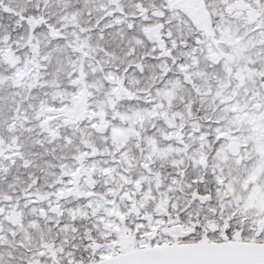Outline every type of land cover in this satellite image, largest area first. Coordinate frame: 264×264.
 Wrapping results in <instances>:
<instances>
[{
	"label": "rangeland",
	"instance_id": "obj_1",
	"mask_svg": "<svg viewBox=\"0 0 264 264\" xmlns=\"http://www.w3.org/2000/svg\"><path fill=\"white\" fill-rule=\"evenodd\" d=\"M4 1L10 7L22 11V14L31 15L38 13L46 18L47 22L43 24L36 23L33 17H26V22L20 23L21 27H19V32H17V48L22 45L27 33L31 30L30 32L34 33L32 42L35 45L39 44L42 50L40 54L42 66L40 68L43 69L39 72L41 75L40 81L45 85L46 89H52L50 91L51 99L56 98L55 100L60 102V104L54 103V105L58 109L68 111L69 114L77 113V111L78 113L88 112L91 114L89 118H86L90 122H87L88 129L85 130V133L100 146L101 153L97 155L98 160L87 158L86 166L89 170L95 169L97 171V166L99 165L107 171L102 181L99 184L97 183L96 191H99L104 200L109 199V202L105 203L102 199L97 198L91 211L96 212L103 209V213L106 216L108 211H110L109 216L106 217L110 228L116 229L119 235L130 234L131 228H133L136 234L143 238L140 244L150 247L154 235H160L162 224L171 217L157 216L158 212L152 211L151 216H147L148 213L146 212L141 214L142 211L140 213H131L136 210L134 197L137 193H140L141 202L139 205L141 206L145 201H149L150 196H165L166 193L172 192L173 213L175 214L174 211L182 205H186L188 209L181 219L184 228L188 229L191 235L183 238V240H192L200 237L202 225L200 227L197 224L209 223L214 219L219 223L221 221L228 222L229 220L228 230L231 232L228 233L238 229L235 226L237 222L240 225L246 224V227L243 226L242 231L240 230L237 233V235L246 240L254 239L256 235L260 234V229L264 228V136L260 137L262 146L256 151H253V148L248 150V145L245 147L247 151L245 158L248 163L251 165L256 164L253 168L258 183L249 192L252 193V196L248 205L249 207H255L256 203L258 205V213L263 215L246 217L245 212H241L242 216H234L233 208H229L225 213H221V216H218L214 212L215 209H218L217 202H210L207 206L204 205L202 209L206 212L203 213L198 208V196L200 193L193 194L194 192H191L194 186L191 185L188 188L187 179L184 182L181 180V184H174L168 181L170 180L169 169L171 171L169 155L171 150H174L175 153H180L181 144L185 145L191 142L190 145H197L200 149L203 147L204 155L209 150H213L212 155H222L226 149H229V154L238 153L241 151L242 145L239 144L236 129L231 134L230 144L228 145L224 137L215 132V122L208 121L204 115V119L195 115L194 117L197 120L191 121L192 124L197 123L198 130L192 133L194 140L190 139L189 129L185 126V123L193 115L190 103L192 99H195L197 93L193 90L190 91L189 87L188 89L184 88L183 94V104L186 106L184 112L187 118L180 120L175 125L176 128L171 129V122L175 123L171 119L173 115H177L180 107L175 109L170 106L177 101L175 95L181 86V79L174 72H153L156 69V65H162L164 60L160 59L156 63L147 58L156 51L157 46L154 43H149L141 31V27L145 24L143 18H149L151 15L149 13L150 7L153 5L160 6L166 0H35V2H32V0H0V5ZM0 16H5L1 8ZM6 19L5 26L8 30L14 26L13 22L19 20L17 16L12 14L6 15ZM127 26H131L132 29L129 31ZM54 28L55 37H51V35L54 36ZM221 35L223 36V33ZM170 37L172 36L168 35L165 41L169 42ZM259 40L260 38L256 41ZM253 42L255 43L254 40ZM145 44H147L146 47H144ZM258 47L259 45L254 46L253 49L255 48V50L251 52V56L248 55V62L250 63V60H252V71H250L249 67L245 72L248 75L253 74L252 78L258 74L257 72H264V43L261 44L260 49ZM45 50H47V54L44 53ZM132 50H134L133 55H131L133 57L128 60L129 51ZM25 51L26 47L23 52ZM144 52L146 53V58L143 60L142 54ZM184 52L186 51L184 50ZM230 55L233 56L232 53ZM221 56L222 54H220L219 60H221ZM228 58L226 56L225 63ZM140 59H142V63L138 67L137 62ZM171 66L176 68L174 64H171ZM225 67L227 68V64ZM0 69L6 71V66L1 65ZM139 69L142 72H138ZM235 69V64H232L230 71L235 72ZM16 72H26L28 75L33 76L36 74V70L29 63L25 69L21 66L18 67ZM79 74H82V76ZM83 76H87L89 84L87 87H85ZM123 77L125 79H122ZM0 78L2 80L7 78L5 77V72H0ZM197 79L199 83L203 82L202 73L197 74ZM74 80L76 81L74 82ZM62 87L72 90V92L66 93L65 96L73 99L75 103L73 106L59 99L64 93V91L60 90ZM121 89H126V94L118 96ZM231 98V96L227 98V102L223 103L221 109H219L221 102L218 99H215L216 106L211 104L214 116L220 121L228 120L225 109L231 106L232 110H237L246 100L244 98V100L230 103ZM83 101L85 103L80 105ZM201 101L208 105L211 103V99L207 97ZM33 105H37L36 102ZM25 108L26 106L24 105V110ZM170 110L175 112H170ZM31 113L32 110L30 109V113L26 112V121L21 120L20 123L26 130H30L31 125L34 124ZM46 117L51 118L52 115L47 114ZM260 119H262V124H264V113H262ZM92 125L100 128L102 135L94 133L91 129ZM232 131V128L229 127L228 134ZM202 133L206 134L204 135L205 144H203L201 139ZM181 134L184 135L182 136ZM19 142L20 144L16 143L14 146L20 149L22 153L25 152V157L32 158L31 152L34 142L30 134L26 132ZM92 147L97 148L95 152L97 154L99 147L95 144L91 145L88 151H91ZM12 155L13 152L9 154L13 158ZM182 156L184 157L183 154ZM208 158H210V155ZM49 164L42 159H36L31 166L24 168L16 163L15 172H8L4 183L0 181V190L6 194L3 185L5 186L7 182H11L13 178H16V174L21 170L26 174L32 175L33 178L38 175L41 180L43 176L41 167ZM156 170H162L164 175L155 178ZM174 170L176 172L175 167ZM85 177H87V181H97L89 172H87ZM30 181L32 182V180ZM111 181H115V183L112 184ZM114 186H118L116 191H113ZM173 186L175 190L172 189ZM179 187H181L180 193L178 192ZM40 189L42 191H51V188L45 189L42 185ZM102 190L111 193L113 199L111 200L108 193ZM118 190L121 195L117 194ZM35 191H38V189H35ZM216 191L214 192L217 196L219 192ZM183 192L184 194H182ZM34 194L36 193L32 195ZM40 206H43V203L30 204L27 209L22 208L19 215L23 214L24 217H21L19 221H14L15 224L7 221V217L12 221L9 211L15 206L11 205L7 211L5 207L1 208L3 211L0 218V228L3 229L0 231V250L12 248L14 251V247L28 243L30 250L29 252L26 251L23 257L32 259L40 251L37 248L38 239L40 242L41 240L53 238L52 225L54 222L52 221L58 222L60 227L69 228L67 225L70 223L71 216L60 215L62 213L61 210H56L57 214H59L58 216L49 218L50 225L46 228L42 227L38 215L40 212L37 211ZM73 207L74 205L70 204L68 211L72 213ZM194 211L199 212V214H192ZM126 212H129L127 222L119 224L115 215L122 219ZM13 214H17L16 209ZM49 214L55 215L52 211ZM231 215L233 217L230 218ZM16 219H19V217H16ZM146 220H150V224H147ZM234 220L237 222H234ZM63 230L66 231V229ZM9 231H11L12 235L9 234ZM24 237H28L29 240L24 239ZM33 237H35L34 242L31 239ZM261 237L264 239V233ZM165 241H168V239L165 238ZM86 255L82 254L85 258ZM14 259L8 260L1 255L0 264H11ZM59 261L63 262L64 260L59 259ZM43 263L55 264L51 260L47 261L44 259L43 262L42 260H37L36 264Z\"/></svg>",
	"mask_w": 264,
	"mask_h": 264
},
{
	"label": "trees",
	"instance_id": "obj_2",
	"mask_svg": "<svg viewBox=\"0 0 264 264\" xmlns=\"http://www.w3.org/2000/svg\"><path fill=\"white\" fill-rule=\"evenodd\" d=\"M225 1L228 2L225 4ZM32 2H35V0H32ZM230 2L231 0H216L215 2L216 9L219 10V14L224 19V24H221V26H208L199 29L189 26L185 32L177 31L175 24L170 26L169 30L175 38L170 40L171 45H173L172 48L178 53L184 52V50L189 55L192 53L185 65L187 71L174 72L180 76L181 86L175 95L177 98L176 103L170 107L175 109L180 107L182 112L178 111L177 115H173L171 121H175V123L171 122L170 126L171 129H174L180 120L187 118L184 112L186 106L183 104V94L184 88L188 89L189 87L190 91L194 90L197 93L195 99H192L190 103L193 115L185 123V126L189 129L190 139L194 140L192 133L198 130L197 123L192 124L191 121L196 119L195 115L202 119H204V115L208 121L215 122V132L221 134L228 145L230 144L231 134L236 129L238 132L236 135L242 149L238 153L233 152L231 154L228 152L229 149H226L222 155H212L213 150H209L204 155L203 147L200 149L197 145H190V142L185 144L188 146L187 149L184 148L183 144L180 145L182 146L180 153L171 150L169 159L173 177L181 176L178 184L182 183L181 180L184 182L187 179L188 188L191 185L194 186L191 191L194 192L193 194L208 193L203 195L213 194L214 196L216 194L214 191L217 190L216 192H219L218 194L221 197L223 195V200L228 201L229 204H234L236 202L235 198H237V201L238 198L246 200L249 192L258 185L253 168L256 164L251 165L248 163L245 158L247 153L245 147L248 145V150L253 148V151H256L262 146L260 137L264 136V124H262L260 117L264 113V72H257L258 74L252 78L253 74L248 75L245 71L249 67L252 71V60H250V63L248 62V55L251 56V52L255 50L253 47L259 45L258 48L260 49L261 44L264 43V0H235V12L229 6ZM0 8L5 13V16H0V66H6V71L0 69V72H5V77H7L5 80L0 78V181L4 183L8 172H15L16 163L23 168L31 166L36 159H42L45 163H50L48 166L41 167L43 170L41 180L38 175L33 178L32 175L21 170L11 182H7L5 186L2 184L6 194L0 190V218L3 211L1 208L5 207L7 211L11 205H14L15 208L9 211L12 221L8 217L7 221L15 224L16 217H19L18 221L21 217H24L23 214L19 215L22 208L27 209L30 204L43 203V206L37 209L40 214H37L40 218V225L46 228L50 225L49 218L58 216L56 210H61L60 215L71 216L70 223L67 225L69 228L60 227L58 222L52 221L54 222L53 228L66 229V231L63 229L53 231V235H66L69 243L79 247L78 250L82 251L79 240L83 239L87 233L83 228H96L92 230L93 234H97L103 228H108L105 225H109L104 221L105 214L91 213V209L94 207L93 203L97 198L102 199L105 203H108L109 199L104 200L99 191L90 187L87 177H85L89 172L97 179L96 184H99L107 172L99 165L97 171L95 169L89 170L86 166L87 158L98 160L97 155L101 153L100 146L85 133V130L88 129L87 122H90L86 118H89L91 114L88 112L78 113L77 110V113L69 114L68 111L58 109L54 105V103L60 104V102L56 101V98L51 99L50 91L52 89H46L40 81L41 75L39 72L43 69L40 68L42 66L40 56L42 50L39 44L35 45L32 42L34 33L32 34L31 30L27 33L22 45L17 48V32L21 27L20 23L26 22V17H33L36 23L43 24L47 22L45 16L38 13L22 14V11L10 7L5 1L1 3ZM8 14L19 18L17 22H13L14 26L10 27L9 30L5 26L7 22L6 15ZM10 22L12 21L10 20ZM141 31L143 30L141 29ZM198 31L200 32L198 33ZM176 32H178V38L175 37ZM49 33L51 35V31ZM51 37H55V28L54 36L51 35ZM197 37L201 38L200 43L197 42ZM180 38H183L184 41L182 42ZM258 38L260 40L256 41ZM25 47L26 51L23 52ZM222 49L224 50L222 51ZM44 53L47 54V50ZM133 53L134 50L129 51L128 60H131ZM216 53H232L234 57L228 58L227 62L223 63V61L215 59ZM141 60L137 62L139 67L142 63ZM193 60H199V63H194ZM28 63L36 70L35 76L28 75L26 72H16L20 66L25 69ZM226 64L227 68L225 67ZM232 64H235V72L230 71ZM160 68L162 69L163 66L160 65ZM200 73L204 77L202 83H199L197 79V74ZM79 75L82 76V74ZM83 78L86 84L85 87H87L89 85L87 76H83ZM122 79H125V77ZM60 90L64 93L59 99L73 106L75 104L73 99L65 96L66 93L72 92V90L63 87ZM230 96L232 97L230 103L244 100V98L246 100L237 110H232L231 106L225 109L228 120L220 121L214 116L211 104L216 106L215 99H218L221 102L219 105V109H221L223 103H226L227 98ZM200 97L211 99L210 105L200 101ZM34 102L37 105H33ZM81 104L84 103L81 102ZM24 105L26 106L25 110ZM30 109L32 110L34 124L31 125L30 130H26L20 123L21 120L26 121L25 115L26 112L30 113ZM170 112L175 111L170 110ZM47 114L52 115V117H46ZM170 126L168 124L169 128ZM229 127L233 130L230 134H228ZM91 129L94 133L102 135L100 128L92 125ZM26 132L30 134L34 142L32 152L30 151L32 158L25 157V152L22 153L20 149L14 146L16 143L20 144L19 140ZM204 135L206 134H201L203 144H205ZM94 144L99 147L97 154H95L96 147H92L91 151H88L89 147ZM12 152L13 158L9 156ZM209 155L210 158H208ZM185 170L187 175H185ZM109 176L111 175L109 174ZM111 183L114 184L115 181H111ZM41 185L45 189L51 188V191H42L40 189ZM117 188L118 186H114L113 191H116ZM180 188L178 189L179 193ZM35 189H38V191H35ZM172 189L175 190V187L173 186ZM105 192L112 200L113 195L107 191ZM33 193L36 194L32 195ZM117 194L121 195V192L118 190ZM201 199L203 200V198ZM70 204L74 205L72 213L68 211ZM15 209L18 215L13 214ZM50 211L54 212L55 215L49 214ZM194 213L199 214L197 211L192 214ZM86 224H89V226L86 227ZM227 225H230L229 222ZM235 226L238 227L240 224L237 223ZM2 229L0 228V231ZM9 234L12 235L11 231H9ZM24 239L29 240L28 237H24ZM31 239L34 242L35 237ZM37 244H39V239ZM90 250L93 251L95 248H90ZM26 251V246L20 244L18 247H14V251L12 248L0 250V256L3 255L8 260L15 258L11 264H33L30 259L23 257ZM100 255H103V253L101 252Z\"/></svg>",
	"mask_w": 264,
	"mask_h": 264
},
{
	"label": "flooded vegetation",
	"instance_id": "obj_3",
	"mask_svg": "<svg viewBox=\"0 0 264 264\" xmlns=\"http://www.w3.org/2000/svg\"><path fill=\"white\" fill-rule=\"evenodd\" d=\"M195 0H166L164 4L162 5H153L150 7L149 13H151L149 18H143L145 21V24L141 27L143 30V35L146 36V39L149 43H154L157 46L156 51L151 55L148 56L150 60L153 62H158V60L163 59L164 62L162 64L163 68H160V65H156V69L153 72H186L187 67L185 66L188 63L189 57L192 56V53L190 55L187 52H176L171 45V42H166V38H168V35H172L170 32V26L172 24H175L177 31L181 30L182 32L186 31V29L189 26L196 28H203L207 26H212L216 27L221 26V24H224V19L221 17V14H219V10L216 9L215 7V2L216 0H202L203 6L206 11H208L210 15V20L208 22H204L201 25H196L194 22L190 11L188 10L187 6H191L192 3ZM228 1H225V4ZM139 5V4H138ZM233 12H235V0H231L230 5ZM116 13V12H115ZM205 25V26H203ZM128 27V26H127ZM127 29L129 31L132 29L131 26H129ZM150 30H153L152 34H150ZM178 35V32H176V38ZM152 36H155L152 38ZM175 39L172 37L169 38V40ZM181 41L183 42V38ZM201 38L197 37V42H201ZM167 45V47H166ZM147 44L144 45L146 47ZM224 47V46H223ZM225 48V47H224ZM187 50V48H186ZM224 49H222L223 51ZM221 61L225 63L226 56L229 57V59L232 57V55L227 54V53H221ZM226 54V56H224ZM215 59L219 61L220 54H215ZM146 58V53L144 52L142 54V59L144 60ZM194 63H199V60H193ZM171 64H174L176 68L172 67ZM184 65V66H183ZM181 66V68H180ZM139 67V66H138ZM138 72H142L141 69L138 70ZM194 91V90H193ZM200 101L202 98L200 97ZM182 112V110H179ZM187 145H184V148L187 149ZM167 169V168H164ZM169 169V167H168ZM163 170V169H162ZM162 170H156L155 172V178H158V176L164 175ZM168 175L170 177L169 182H172L174 184H178L180 180V176L178 175L177 177H173L171 174V171L169 169ZM185 175H187V171L185 170ZM90 187L92 189L96 190L97 184L96 182L92 183L88 181ZM140 193H137L134 197V204H135V211L131 213L138 212L141 214L143 213H148L147 216H151V211L152 212H158V215H164V216H170L171 218L167 221H165L162 226H161V233L159 236L154 235V239L152 240L150 247L151 246H157V245H164V244H198V243H206V242H212V241H241L245 240L241 236L237 235L238 231H234L232 233L228 230L229 226L227 223L229 222H223L219 223L218 221L214 220V222L210 221L209 223H202V224H197L201 227L202 225V231L200 237L192 240H183V238L191 235L189 230L184 228V224L182 222V217L186 214L187 212V206L182 205L179 209H176L173 213L172 207H174V202H173V195L172 192H168L165 194V196H150L149 201H145L142 203L140 206L139 203L141 202V199L139 197ZM204 193H200L198 196V201H199V211L205 213L206 211L203 208V206H207L210 202H217L218 203V209H215L214 212L218 214V216H221V213H225L229 208H233L234 210V216H242L241 212H245V216H251L252 214L259 215L260 213L258 210V205L255 203V207L250 206L249 207V200L250 197L252 196V193H249L248 198L246 200H242L238 198H235V203L234 204H229L228 201L223 200L221 195L216 194L213 196V194L210 195V199L203 201L201 196ZM224 198V197H223ZM139 205V207H138ZM150 211V212H149ZM104 210L100 209L97 210L96 212H91L93 213H103ZM109 212L107 213V216H109ZM129 212H126L123 215V218L121 219L118 215H115L117 217V221H119V224H123L124 222H127V215ZM263 215V214H260ZM106 216V217H107ZM155 216V217H157ZM145 217V216H144ZM233 217V215L230 216V218ZM17 221V219L15 220ZM106 224H109L106 220L104 219ZM147 224H150V220H146ZM234 222H237L234 220ZM238 223V222H237ZM181 225L183 228L182 233L176 232L180 228H173L174 225ZM89 224H87V227ZM108 226V228H103L102 231H98L97 234H93L92 229L96 228H83L86 230V235L84 236L83 239H80L79 246L80 249L82 248V251H79V247H75L71 245L64 234H56L53 235V238H49L48 240H41L39 244L37 245V248L40 249L39 253L37 256L32 257L31 262L33 264L37 263V260H47V261H52L55 264H87L91 263L93 261L102 259L104 257L118 254L124 251H128L131 249H136V248H145L146 246L140 244V242L143 241V238L140 237L136 232L134 231L133 228H131L130 234H124V235H119L116 231V229L110 228V225H105ZM242 228L241 226H238L239 230ZM64 228H52V231H57L61 230ZM175 229V230H174ZM152 233V232H151ZM153 234V233H152ZM165 238L168 239V241H165ZM260 240V239H256ZM264 241V240H262ZM86 243V244H84ZM89 243V244H88ZM75 245V243H73ZM88 244V245H87ZM83 245H85L83 247ZM87 245V246H86ZM26 250L29 252V245L28 243L25 244ZM90 248H95V250H90ZM79 251V252H78ZM101 252L103 255H100ZM82 254H87L86 258L85 256H82ZM59 259L64 260L63 262H60ZM44 264V263H43Z\"/></svg>",
	"mask_w": 264,
	"mask_h": 264
},
{
	"label": "water",
	"instance_id": "obj_4",
	"mask_svg": "<svg viewBox=\"0 0 264 264\" xmlns=\"http://www.w3.org/2000/svg\"><path fill=\"white\" fill-rule=\"evenodd\" d=\"M187 8L196 25L209 21V13L205 10L202 0H195ZM152 32L153 30H150L149 33ZM124 92L126 89H121L119 94ZM204 198L208 199L209 196ZM173 228L181 226L175 225ZM87 264H264V243L216 241L160 245L129 250Z\"/></svg>",
	"mask_w": 264,
	"mask_h": 264
},
{
	"label": "bare ground",
	"instance_id": "obj_5",
	"mask_svg": "<svg viewBox=\"0 0 264 264\" xmlns=\"http://www.w3.org/2000/svg\"><path fill=\"white\" fill-rule=\"evenodd\" d=\"M126 94V92H124V93H122V94H119L118 93V96H122V95H125ZM83 103H85L84 101H83ZM82 105V104H81ZM77 106V105H76ZM79 106V105H78ZM94 182V181H93Z\"/></svg>",
	"mask_w": 264,
	"mask_h": 264
}]
</instances>
